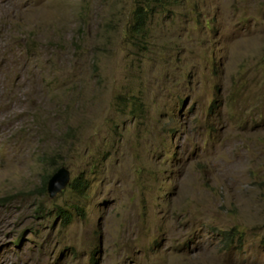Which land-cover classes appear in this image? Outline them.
<instances>
[{
	"label": "rangeland",
	"instance_id": "1",
	"mask_svg": "<svg viewBox=\"0 0 264 264\" xmlns=\"http://www.w3.org/2000/svg\"><path fill=\"white\" fill-rule=\"evenodd\" d=\"M165 2L0 0V264H264V0Z\"/></svg>",
	"mask_w": 264,
	"mask_h": 264
},
{
	"label": "trees",
	"instance_id": "2",
	"mask_svg": "<svg viewBox=\"0 0 264 264\" xmlns=\"http://www.w3.org/2000/svg\"><path fill=\"white\" fill-rule=\"evenodd\" d=\"M141 2V4H143L142 6L139 7V12H138V27L135 28V31H138L136 32L137 34L139 32L142 31V29L140 28V26L143 27V25L145 24L146 22V18H147V14L149 12V6L147 5H144L145 2L149 3V2H157L159 6H162V7H165L166 6V2L165 0H139ZM145 7V8H144ZM148 9V10H147ZM47 181L45 182V185H44V188L47 187ZM73 189L76 190L77 192L79 193H82L83 192V189H84V186H83V183L81 182V180H76L74 183H73ZM60 215L65 219V220H69L68 222L70 223V219H71V216L66 212V211H63L61 210L60 211ZM236 231H231L230 233L227 234L226 236V239L228 240H235L236 239Z\"/></svg>",
	"mask_w": 264,
	"mask_h": 264
},
{
	"label": "water",
	"instance_id": "3",
	"mask_svg": "<svg viewBox=\"0 0 264 264\" xmlns=\"http://www.w3.org/2000/svg\"><path fill=\"white\" fill-rule=\"evenodd\" d=\"M71 183V175L69 171L62 167L50 179L48 183V193L51 199L56 198L65 191Z\"/></svg>",
	"mask_w": 264,
	"mask_h": 264
},
{
	"label": "bare ground",
	"instance_id": "4",
	"mask_svg": "<svg viewBox=\"0 0 264 264\" xmlns=\"http://www.w3.org/2000/svg\"><path fill=\"white\" fill-rule=\"evenodd\" d=\"M0 49H1V47H0ZM0 51H1V50H0ZM5 59H6V58H2V57L0 56V80H1V79L3 80V78H4L3 73H4V70L6 69V64H7V62L4 61ZM15 159H17L16 156H15Z\"/></svg>",
	"mask_w": 264,
	"mask_h": 264
},
{
	"label": "clouds",
	"instance_id": "5",
	"mask_svg": "<svg viewBox=\"0 0 264 264\" xmlns=\"http://www.w3.org/2000/svg\"><path fill=\"white\" fill-rule=\"evenodd\" d=\"M48 188V187H47Z\"/></svg>",
	"mask_w": 264,
	"mask_h": 264
}]
</instances>
